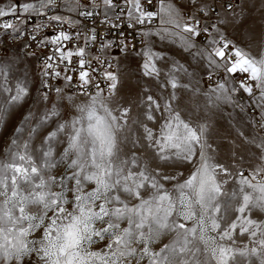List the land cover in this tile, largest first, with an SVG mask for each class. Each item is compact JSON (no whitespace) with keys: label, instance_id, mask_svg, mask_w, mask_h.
Masks as SVG:
<instances>
[{"label":"snow or ice","instance_id":"obj_1","mask_svg":"<svg viewBox=\"0 0 264 264\" xmlns=\"http://www.w3.org/2000/svg\"><path fill=\"white\" fill-rule=\"evenodd\" d=\"M0 264H264V0H0Z\"/></svg>","mask_w":264,"mask_h":264},{"label":"rangeland","instance_id":"obj_2","mask_svg":"<svg viewBox=\"0 0 264 264\" xmlns=\"http://www.w3.org/2000/svg\"><path fill=\"white\" fill-rule=\"evenodd\" d=\"M167 44V42H160L159 40H157V46L158 47H165V45ZM169 48H171V45H167ZM35 63V62H33ZM128 66L134 70L135 69V64L132 63L131 61L128 62ZM239 110L236 109L234 110L233 108L229 107V106H225L223 107V109L221 110V112L218 114L217 119L223 123V124H227V121L229 119L228 114L231 113L233 117H237Z\"/></svg>","mask_w":264,"mask_h":264}]
</instances>
